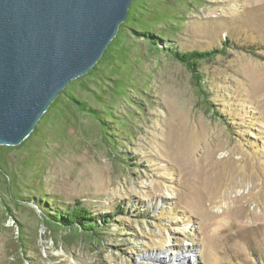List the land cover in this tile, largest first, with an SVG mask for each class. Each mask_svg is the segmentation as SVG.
Returning <instances> with one entry per match:
<instances>
[{
	"label": "rangeland",
	"instance_id": "1",
	"mask_svg": "<svg viewBox=\"0 0 264 264\" xmlns=\"http://www.w3.org/2000/svg\"><path fill=\"white\" fill-rule=\"evenodd\" d=\"M179 10V49L208 50L227 38L256 52L227 48L201 62L204 98L183 65L127 36L131 81L147 93L140 101L127 92L144 113L121 98L110 104L117 116H132L129 134L111 151L96 121L68 112L63 123L42 122L0 166L6 178L15 172L93 214L116 205L126 212L98 242L46 227L35 206L6 200L13 216H0V264H172L177 255L195 264H264V0H197Z\"/></svg>",
	"mask_w": 264,
	"mask_h": 264
},
{
	"label": "trees",
	"instance_id": "2",
	"mask_svg": "<svg viewBox=\"0 0 264 264\" xmlns=\"http://www.w3.org/2000/svg\"><path fill=\"white\" fill-rule=\"evenodd\" d=\"M136 1L139 0H132L126 19L120 23L117 34L108 44L102 57L85 75L72 80L58 94L31 133L16 146L0 145V166L1 164L7 165V156L12 150H22L30 142L33 135L41 129L42 122L45 124L51 120L54 125H57L55 121L59 119L58 121L63 123L68 112L75 117V120L77 119L75 113H78L96 121L103 141L111 147V151L112 146L119 142L118 139H122L121 136L129 134L126 125L132 116L127 113H125L126 117L117 116L110 105L111 102H115L113 100L121 98L127 104L132 105L138 113H144L142 104L134 101L127 94L129 91L134 92L135 98L143 101L142 95L146 93L145 87L139 88L138 83L131 81L135 68L131 67L132 70H130L128 65L132 45L125 46V38L129 35L145 38L152 53L164 52L183 65L191 73V82L197 94L204 98L208 96L204 87L203 74L199 70L201 62L225 53L227 48H235L248 53L256 52L255 47L234 43L227 38L220 43L221 47L208 50L179 49L173 40L183 23L179 9L197 0H143L141 6L136 5ZM174 3H177V9L174 8ZM158 23L161 27L156 29ZM92 84L95 86H91ZM80 93H84L85 96H81ZM124 119L127 122H124ZM13 176V178H6L0 168V183L3 182V185L0 184V191H5L9 195V198L5 199L0 193V216L2 217L13 216L7 201L23 209L27 206H35L46 227L65 231L66 234L73 232L72 237L81 236L99 242V236L107 234L105 230L109 229L115 216L126 212L122 205H116L113 212L93 214L90 207L80 199H74L72 203L61 202L59 198L45 196L40 186L38 190L30 187L32 185H27L15 172ZM18 182H21V185ZM25 235V232H19L17 239L23 248L26 246L22 241ZM66 236L64 235L63 238L65 239Z\"/></svg>",
	"mask_w": 264,
	"mask_h": 264
},
{
	"label": "water",
	"instance_id": "3",
	"mask_svg": "<svg viewBox=\"0 0 264 264\" xmlns=\"http://www.w3.org/2000/svg\"><path fill=\"white\" fill-rule=\"evenodd\" d=\"M132 0H0V145L16 146L102 57Z\"/></svg>",
	"mask_w": 264,
	"mask_h": 264
},
{
	"label": "bare ground",
	"instance_id": "4",
	"mask_svg": "<svg viewBox=\"0 0 264 264\" xmlns=\"http://www.w3.org/2000/svg\"><path fill=\"white\" fill-rule=\"evenodd\" d=\"M171 256H172V254H169L168 255V257H171ZM177 256L178 257H172V258L167 259L168 260V263L172 262V264H181L182 262H185V260H187L188 264H195V262L193 260L192 261L191 260H188L189 259V256H186V255H184V256L177 255Z\"/></svg>",
	"mask_w": 264,
	"mask_h": 264
}]
</instances>
